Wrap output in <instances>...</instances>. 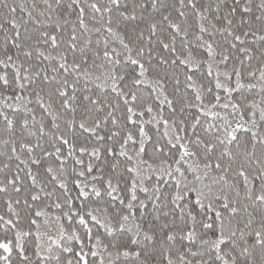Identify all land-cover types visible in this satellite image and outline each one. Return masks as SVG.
<instances>
[{"label": "snow or ice", "instance_id": "obj_1", "mask_svg": "<svg viewBox=\"0 0 264 264\" xmlns=\"http://www.w3.org/2000/svg\"><path fill=\"white\" fill-rule=\"evenodd\" d=\"M0 264H264V0H0Z\"/></svg>", "mask_w": 264, "mask_h": 264}]
</instances>
